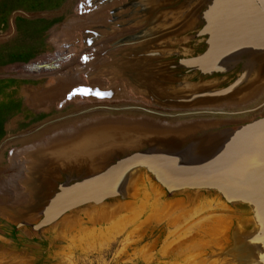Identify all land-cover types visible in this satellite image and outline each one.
Listing matches in <instances>:
<instances>
[{
	"label": "water",
	"instance_id": "obj_1",
	"mask_svg": "<svg viewBox=\"0 0 264 264\" xmlns=\"http://www.w3.org/2000/svg\"><path fill=\"white\" fill-rule=\"evenodd\" d=\"M105 13L98 16L116 27L151 21L124 40V52L140 54L123 62L144 88L129 83L162 107L214 109L246 102L264 87V0H126ZM31 64L26 71L35 70ZM115 71L106 77H125ZM19 163L22 171L5 191L29 194L28 203L0 205V215L32 224L42 238L90 219L89 209L117 215L152 184L163 187L161 206L168 209L221 188L230 215L178 264H264V114L250 122L201 119L175 127L112 115L24 144L12 167Z\"/></svg>",
	"mask_w": 264,
	"mask_h": 264
},
{
	"label": "rangeland",
	"instance_id": "obj_2",
	"mask_svg": "<svg viewBox=\"0 0 264 264\" xmlns=\"http://www.w3.org/2000/svg\"><path fill=\"white\" fill-rule=\"evenodd\" d=\"M117 2L126 0H0V205L15 209L28 203L29 194L11 195L5 191L18 170L12 167L13 159L24 144L50 133L112 115L150 118L175 127L201 119L250 122L264 114V87L243 103L222 102L214 109L180 108L154 103L125 77L81 80L79 74L96 70L87 47L93 52L98 47H110L106 43L110 34L120 30L135 32L151 24L142 17L122 27L109 25L98 12L106 15L105 10ZM86 16L90 19L87 17L82 24L84 28L66 33V21ZM87 37L93 40L89 46L85 43ZM82 53L90 60L86 64L77 62ZM56 54L66 55L59 61L58 70L24 69L28 63L51 60ZM53 64L48 65L51 70L55 68ZM60 69L76 72L79 84L71 92L73 95L51 104L33 98L30 102L27 92L35 94L37 89H47ZM73 82L75 78L70 84ZM91 82L101 85H89ZM117 84L121 86L118 91L109 88ZM81 86H103L98 90L105 91V95L80 93ZM162 192L160 184L146 187L136 204L117 215L89 209L90 219L58 237L42 238L32 224L0 215V264H178L227 220L231 204L219 191L208 190L199 199L186 197L161 212L157 204H161Z\"/></svg>",
	"mask_w": 264,
	"mask_h": 264
},
{
	"label": "flooded vegetation",
	"instance_id": "obj_3",
	"mask_svg": "<svg viewBox=\"0 0 264 264\" xmlns=\"http://www.w3.org/2000/svg\"><path fill=\"white\" fill-rule=\"evenodd\" d=\"M89 1V0H88ZM104 1H109V0H101V2H104ZM136 1V0H135ZM137 1H139V2H141V1H143V2H146V3H150L151 4V0H137ZM92 2V1H91ZM88 3H90V2H88ZM150 20H151V18H149ZM135 20V19H134ZM136 21V20H135ZM87 31H90V33H92V34H96V32H94V31H91L89 28H88V30ZM86 31V32H87ZM98 34V33H97ZM99 35V34H98ZM135 35H139V34H137L136 32L134 33V31H132V30H120L119 32H116V33H112V34H110L109 36H108V38H109V40L107 41V42H109L110 44H111V46L110 47H98V48H95V51H96V54L93 52V48H88L87 47V54H90L89 55V58H90V60H93L96 64H99V66H98V68H97V70H96V72H95V74L93 73V74H87L86 73V75L87 76H91V77H93V78H96V77H98L97 76V74H103V75H108V74H110V70L111 69H116V73H117V75H119V76H125V78L126 79H128V81L129 82H132V83H134V84H137L138 86H141V87H143L144 88V86H143V84L140 82V81H138V80H136V78L133 76V74L132 73H129L128 72V70L130 69L129 68V63L127 62L126 64L123 62V61H127V60H129L128 58L130 57V56H136V55H138V54H140V50L138 49V48H136V49H132V52H124L125 50H127V49H124L123 48V46L124 45H126V43L124 44V40H128V39H133L132 37H135ZM107 35H105V38H107L106 37ZM104 38V39H105ZM92 42H93V40L91 39V38H89V37H87L86 38V40H85V43H87V45L89 46V45H91L92 44ZM116 45H120L119 46V48L118 47H116L115 48V46ZM85 53H82L81 55H80V57H77V62L78 63H80L81 62V64H86V63H88L90 60L89 59H85L84 57H85V55H84ZM118 55L120 56L119 58H118ZM117 58H116V57ZM115 58L113 61H115V62H111V60H110V58ZM65 58H66V55H61V54H56V56L55 57H53V58H51V60H39V61H33V62H31V63H33V64H31V63H28V64H31L30 66H31V68L32 67H35V70L34 71H30V72H38V71H47V70H49V69H52V67H45V65H47V64H45V61H55V65H53V67H55V68H53V70L52 71H55V70H58L59 68H60V63H59V61H61V60H65ZM112 64H111V63ZM124 67L126 68L127 67V70H125L124 71V73H123V69H124ZM108 68H110L109 70H108ZM24 69H26L25 67H24ZM108 71H107V70ZM60 71V72H59ZM59 71H57V75H59V76H61V77H63V81L65 80V81H67V79H66V77H67V75L69 74V73H67V72H65V71H63V70H59ZM69 72V71H68ZM136 72V71H135ZM145 74V73H144ZM71 75V74H70ZM102 75V76H103ZM112 75V74H111ZM74 78V76H70V78H69V82H70V80L71 79H73ZM97 82H99V81H97ZM77 83V82H76ZM80 83H82V82H80ZM101 83V82H100ZM83 84H85V83H83ZM89 85H98V86H100L101 84H99V83H96V82H91V83H88ZM97 87V86H96ZM101 87H103V86H101ZM109 88L111 89V88H113V89H115L116 91H118L119 89H121V86L120 85H116V86H109ZM82 89V88H81ZM38 90V89H37ZM112 90V89H111ZM73 91V90H72ZM72 91H70V92H68L66 95H65V98L66 99H68V97L69 96H71V95H73V93H71ZM105 92V91H104ZM95 94H93V95H96V92H94ZM107 94V93H106ZM114 94H115V91H114ZM28 99L30 100V102H31V99L33 98L34 100H37V99H41L42 100V96H40L39 98L38 97H36V95L35 94H31V92H28ZM150 97H152V96H150ZM64 99V96L63 97H61V96H59V97H57L56 98V101H62ZM43 102V101H42ZM43 103H46V102H43ZM42 126V125H41ZM41 126H39L38 128H36V130L37 129H39ZM43 127V126H42ZM52 140H55L57 143L60 141H57L56 140V138H52L51 139V141ZM44 146V145H43ZM55 146V145H54ZM53 146V147H54ZM56 147H58V145H56ZM40 158H43L42 156L40 157ZM42 161V160H41ZM21 166V163H19V166L17 165V169L19 170V171H22L19 167ZM36 166V165H35ZM42 166V165H41ZM41 168H43V166L41 167ZM37 169V167L35 168V170ZM40 169V167H38V170ZM35 170H33L32 172H34ZM41 170H43V169H41ZM36 172V171H35ZM42 172V171H41ZM21 173V172H20ZM41 174V173H40ZM38 176H39V174H38ZM73 182V181H72ZM58 186V185H57ZM57 189V188H56Z\"/></svg>",
	"mask_w": 264,
	"mask_h": 264
},
{
	"label": "crops",
	"instance_id": "obj_4",
	"mask_svg": "<svg viewBox=\"0 0 264 264\" xmlns=\"http://www.w3.org/2000/svg\"><path fill=\"white\" fill-rule=\"evenodd\" d=\"M87 17L89 18V16H86L84 18L83 17L82 18H75L71 21L70 20L66 21L65 24H63V27L66 29L65 30L66 33L73 28L74 29L81 28L83 26L82 24L87 22V20H88ZM94 18L96 19V17H94ZM95 19H93L92 22ZM83 28H84V26H83ZM84 55H86V54H84ZM87 55H89V54H87ZM50 62L53 64V62H55V61H53V62L50 61ZM51 63L45 62V64H47V65H45V67H48V65H50ZM47 71H52V70L49 69ZM67 73H69L66 77L67 81H65V80L63 81V77L56 74L57 78H56L55 82H53V84H51V86H49L47 89H43L42 92H41V90H37L36 97L39 98L40 96H42V100L40 99L41 101L51 104L53 101H56V98L59 97L61 95V93H63L64 89L68 88L66 91H64L63 96L65 97V95L68 92L74 90V88L79 84V83H75V82H73V84H70V82L68 81L69 80L68 78H70V76H74L75 81L76 82L78 81V76H77L76 72L74 73V72L69 71ZM89 87H92V86H89ZM96 88H101V87L97 86ZM65 92H66V94H65Z\"/></svg>",
	"mask_w": 264,
	"mask_h": 264
},
{
	"label": "bare ground",
	"instance_id": "obj_5",
	"mask_svg": "<svg viewBox=\"0 0 264 264\" xmlns=\"http://www.w3.org/2000/svg\"><path fill=\"white\" fill-rule=\"evenodd\" d=\"M82 88V89H81ZM99 88H96V87H89V86H81V87H79V89H78V91L80 92V93H83V94H95L94 92H96V95H98V93H99V96H102V95H105V92H102V91H100V90H98ZM210 190H213V191H219L220 192V194L221 195H223V197L226 199V200H228V198H227V196L225 195V193L222 191V189L221 188H211ZM188 199H190V198H188ZM193 200V199H192ZM184 201V200H183ZM228 202H229V200H228ZM230 203V202H229ZM182 204V203H181ZM185 204V203H184ZM157 206H159V208H157V209H159V210H161V212H163V210H164V208L161 206V204L159 203V204H157ZM156 206V207H157ZM161 207V208H160ZM159 210H157V212H160ZM160 212V213H161ZM222 218V217H221ZM210 219V218H209ZM214 219V221H215V218H213ZM217 219V218H216ZM174 220H176V219H174ZM203 221V220H202ZM204 222V221H203ZM210 222V221H209ZM221 222V221H220ZM198 223V222H197ZM211 223H212V221H211ZM218 223V222H217ZM217 223L215 224V225H217ZM196 224V223H195ZM200 224V223H199ZM203 224V223H202ZM201 225V224H200ZM207 227H209V225H207V224H205ZM212 225H214L213 223H212ZM220 225H222V224H219L218 225V227L220 226ZM193 227H195L194 225H193ZM199 227V226H198ZM204 227V226H203ZM212 228H213V226H211ZM195 228H197V227H195ZM212 228H210L209 229V231L212 229ZM199 229H201V228H199ZM198 230V229H197ZM208 231V232H209ZM213 231V230H212ZM212 231H210V232H212ZM216 231V230H215ZM213 233V232H212ZM200 242V244L201 243H203L204 242V240H201V241H199ZM195 245H197V244H195ZM198 245H199V243H198ZM194 246V245H193ZM195 247V246H194ZM190 248V247H189Z\"/></svg>",
	"mask_w": 264,
	"mask_h": 264
},
{
	"label": "snow or ice",
	"instance_id": "obj_6",
	"mask_svg": "<svg viewBox=\"0 0 264 264\" xmlns=\"http://www.w3.org/2000/svg\"><path fill=\"white\" fill-rule=\"evenodd\" d=\"M98 95H99V93H98Z\"/></svg>",
	"mask_w": 264,
	"mask_h": 264
}]
</instances>
